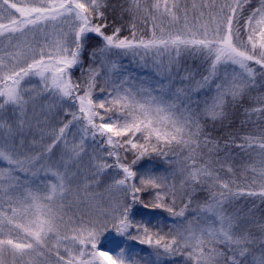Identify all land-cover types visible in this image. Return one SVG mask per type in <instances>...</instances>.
I'll return each mask as SVG.
<instances>
[{
	"label": "snow or ice",
	"instance_id": "snow-or-ice-1",
	"mask_svg": "<svg viewBox=\"0 0 264 264\" xmlns=\"http://www.w3.org/2000/svg\"><path fill=\"white\" fill-rule=\"evenodd\" d=\"M106 7L0 0V264H264V224L254 232L235 204L264 198V128L236 143L254 159L247 187L204 151L229 107L251 98L246 116L264 117V0H128L127 35L107 30ZM154 157L178 165L179 205L177 185L141 163Z\"/></svg>",
	"mask_w": 264,
	"mask_h": 264
},
{
	"label": "trees",
	"instance_id": "trees-1",
	"mask_svg": "<svg viewBox=\"0 0 264 264\" xmlns=\"http://www.w3.org/2000/svg\"><path fill=\"white\" fill-rule=\"evenodd\" d=\"M151 2V0H149ZM182 4L188 3V6L191 7L192 0H181ZM200 0H197L199 3ZM128 0H107L108 7L105 9V15L107 17V22L110 27L107 29L111 31V28L114 26L124 25L125 30L122 33L123 35H127V25L129 23L130 17L128 14L123 13L121 11V5H127ZM138 25L141 31H148L150 27V23L145 26L144 24ZM150 32L148 31V34ZM96 41L94 40L93 43ZM189 65H193L198 63L190 58H184ZM121 64L127 66V70L130 71L133 77H139L143 75H148L150 69H141L138 66L131 63L130 59L120 58L119 61ZM79 72H76V75L79 76ZM97 95H104L102 93H96ZM256 95H260L259 92ZM258 106L256 105L251 98H246L242 104H238L233 107H229L227 118L221 123L216 122L215 124L209 123L206 125L205 131L211 136L212 140L218 143L217 150L212 153H207V149H205V153L211 155L213 159V163L215 165L216 170L220 173V175L224 178H230L236 182V186L239 187H247L249 186L253 173L247 170V165L254 163V159L249 158L246 151H243L236 147V143H239L241 137L246 134L251 135H259L261 128H264V117H260V114L254 113L251 117L246 116V111H250L252 107ZM63 119V117H61ZM247 151H252L251 149ZM93 149H88V154H92ZM169 160L179 159L178 157L169 156ZM142 164H148L150 167H155L159 171L158 175H166L169 177V183H175L177 185V205L180 204V195L181 190L179 189V175L177 174L173 177L170 173L173 168H178V165L165 163L164 158L162 157H154L151 161L145 160L141 162ZM228 167L233 169V172H228ZM111 171L110 169L108 170ZM259 180V178H257ZM110 180V177L107 173L104 174L101 180V191H103V184L105 181ZM252 187L257 188L259 184L253 185ZM151 191L149 193L142 194L145 201H150L153 197L151 195ZM206 192L198 193V197L202 198L206 196ZM195 202V198H194ZM235 204L239 205V209L244 211L247 214V218L249 220L255 221L252 225V230L254 232H259L260 228L257 226L259 224H264V198L259 196L249 197L242 196L240 197ZM149 214L155 215L158 217L166 218L171 224L172 217L169 216L167 212H164L161 209H146L140 206H137V215L141 214ZM167 231V228H165ZM183 258L180 256H175L173 258L167 259L164 264H173V261H182Z\"/></svg>",
	"mask_w": 264,
	"mask_h": 264
},
{
	"label": "rangeland",
	"instance_id": "rangeland-1",
	"mask_svg": "<svg viewBox=\"0 0 264 264\" xmlns=\"http://www.w3.org/2000/svg\"><path fill=\"white\" fill-rule=\"evenodd\" d=\"M184 4H187L188 5V3H184ZM159 22V21H158ZM150 23V27H149V30H150V28H151V22H149ZM166 26V25H165ZM148 30V31H149ZM150 32V31H149ZM150 34V33H149ZM125 59H132L131 57H124ZM138 59V58H137ZM149 63H151V60H149ZM42 102H44V101H42ZM70 140H71V137L69 138ZM92 155H93V153L92 154H89L88 156L87 155H85L84 156V159H83V161H82V163H81V169L83 170V172H84V174L85 175H88L89 173H88V168H89V164H90V162H91V157H92ZM58 156H59V153H57V158H58ZM83 180V176H81V181ZM102 186H104V184L102 185ZM100 190H102L101 189V187H100ZM72 199H74V197H72V196H70L69 197V200H72ZM69 214L71 215L72 213H74V212H76L77 211V209H76V207L75 206H69ZM130 243H132L137 249H142L143 250V252L144 253H150L151 252V249L150 248H148L146 245H139V244H137L136 242H130ZM166 261V260H165ZM165 263V262H164Z\"/></svg>",
	"mask_w": 264,
	"mask_h": 264
}]
</instances>
